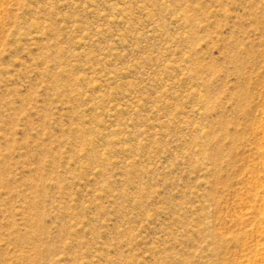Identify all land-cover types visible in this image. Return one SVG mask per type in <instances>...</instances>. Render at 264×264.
I'll return each mask as SVG.
<instances>
[{"label": "rangeland", "instance_id": "1", "mask_svg": "<svg viewBox=\"0 0 264 264\" xmlns=\"http://www.w3.org/2000/svg\"><path fill=\"white\" fill-rule=\"evenodd\" d=\"M264 0H0V264H264Z\"/></svg>", "mask_w": 264, "mask_h": 264}, {"label": "bare ground", "instance_id": "2", "mask_svg": "<svg viewBox=\"0 0 264 264\" xmlns=\"http://www.w3.org/2000/svg\"><path fill=\"white\" fill-rule=\"evenodd\" d=\"M262 219L264 220V212H263V215H262Z\"/></svg>", "mask_w": 264, "mask_h": 264}]
</instances>
